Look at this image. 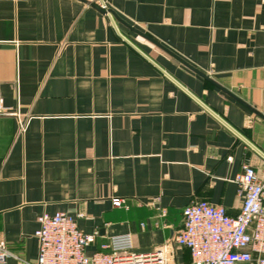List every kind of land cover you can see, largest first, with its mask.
Wrapping results in <instances>:
<instances>
[{"label": "crops", "instance_id": "0c3cea01", "mask_svg": "<svg viewBox=\"0 0 264 264\" xmlns=\"http://www.w3.org/2000/svg\"><path fill=\"white\" fill-rule=\"evenodd\" d=\"M101 5L0 0L8 264L36 261L38 218L58 212L85 215L88 255L131 235L135 252L167 245L169 264H191L174 242L183 210L237 216L242 166L264 177V0Z\"/></svg>", "mask_w": 264, "mask_h": 264}, {"label": "built area", "instance_id": "2783aa9c", "mask_svg": "<svg viewBox=\"0 0 264 264\" xmlns=\"http://www.w3.org/2000/svg\"><path fill=\"white\" fill-rule=\"evenodd\" d=\"M106 12V0H101ZM13 113L0 101V117ZM242 206L237 216L227 214L225 207L206 200L192 201L183 210L182 228L174 238L176 245L186 248L191 264H264V177L255 166L245 163L236 176ZM113 205L122 207L124 201ZM164 217L166 211H160ZM58 212L44 213L38 218L35 237L39 242L35 262L23 264H169L167 245L147 253L133 251L131 235L113 237L92 255L86 249L95 242L94 235L83 233L78 220ZM12 254L0 243V264H8Z\"/></svg>", "mask_w": 264, "mask_h": 264}, {"label": "water", "instance_id": "95a60500", "mask_svg": "<svg viewBox=\"0 0 264 264\" xmlns=\"http://www.w3.org/2000/svg\"><path fill=\"white\" fill-rule=\"evenodd\" d=\"M105 12V11H104ZM105 13H112L111 11H109V12H105ZM111 15V14H110ZM197 74H199V75H201L203 78H205V79H207V80H209V81H211L207 76H205L204 74H202V73H199V72H197V71H195ZM259 116H262V115H260L259 113H257Z\"/></svg>", "mask_w": 264, "mask_h": 264}]
</instances>
